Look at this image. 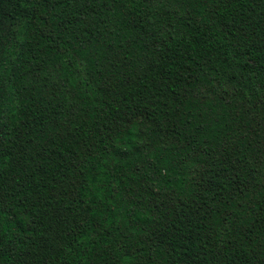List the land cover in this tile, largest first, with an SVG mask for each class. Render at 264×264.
<instances>
[{
    "label": "trees",
    "instance_id": "obj_1",
    "mask_svg": "<svg viewBox=\"0 0 264 264\" xmlns=\"http://www.w3.org/2000/svg\"><path fill=\"white\" fill-rule=\"evenodd\" d=\"M0 264H264V0H0Z\"/></svg>",
    "mask_w": 264,
    "mask_h": 264
}]
</instances>
